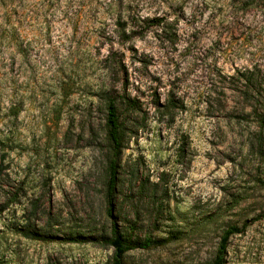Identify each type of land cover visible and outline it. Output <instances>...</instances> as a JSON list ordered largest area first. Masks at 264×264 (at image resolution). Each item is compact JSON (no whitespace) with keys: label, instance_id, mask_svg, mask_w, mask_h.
<instances>
[{"label":"rangeland","instance_id":"rangeland-1","mask_svg":"<svg viewBox=\"0 0 264 264\" xmlns=\"http://www.w3.org/2000/svg\"><path fill=\"white\" fill-rule=\"evenodd\" d=\"M0 168V264H264V0H0Z\"/></svg>","mask_w":264,"mask_h":264},{"label":"trees","instance_id":"trees-1","mask_svg":"<svg viewBox=\"0 0 264 264\" xmlns=\"http://www.w3.org/2000/svg\"><path fill=\"white\" fill-rule=\"evenodd\" d=\"M107 135L108 140L112 148L113 158L109 163V179L107 184V198L109 201V208L107 214L111 217V206L110 201L116 187V168H117V159L121 154V125L119 123V118L117 115V107L114 101H109L107 107ZM1 174V168H0ZM246 226L238 228L236 226H231L226 229L219 240L217 248L214 253L212 264H225L226 263V252L228 248L229 240L234 236H239L244 233ZM25 236L30 239H41L46 238L47 236L41 234H35L30 228H25ZM99 246L106 247L112 250L111 262L110 264H122L124 256L133 250L142 249L147 250L151 244L152 240L145 239L142 242H134L128 238L125 232H122L115 224H112L109 232L107 234H101L98 239H92ZM74 242H78V239H75Z\"/></svg>","mask_w":264,"mask_h":264}]
</instances>
